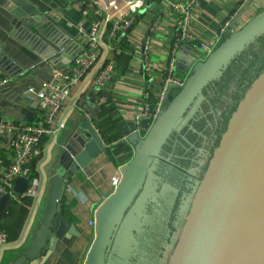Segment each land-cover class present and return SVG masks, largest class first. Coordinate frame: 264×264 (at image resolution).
Instances as JSON below:
<instances>
[{
  "label": "crops",
  "instance_id": "1",
  "mask_svg": "<svg viewBox=\"0 0 264 264\" xmlns=\"http://www.w3.org/2000/svg\"><path fill=\"white\" fill-rule=\"evenodd\" d=\"M27 1L72 33L73 39L65 31L51 25L46 28L45 37L38 36L24 26L22 18L11 12L16 10L15 5L0 3V79L12 80L11 86L0 93V118L11 122H27L25 117L29 109L34 114L33 121L37 120L38 102L27 89L50 78L53 67L71 65L70 61L76 58L82 48L78 41L77 27L85 28L87 22L82 14L83 3L78 0ZM184 1L186 0H146V5L137 14L132 30L111 42L113 47L120 49V54L116 55L108 46L102 50L99 63L102 60L112 61L114 78L107 82L102 91L97 90L93 82L97 65L73 89L70 99L57 115V133L45 137L33 156V175L40 181L38 196L14 200L8 213L0 219V228L9 235L7 246L0 251V264H9L21 250L28 248L33 242L48 210L54 168L64 137L76 127L82 115L92 120L95 129L109 146L106 152H101L89 166L75 175L67 187L62 216L75 226L77 235L59 239L49 255L43 253L40 264L85 263L96 238L98 213L113 195L111 177L118 169L123 174L122 170L131 164L136 153V144L127 139L112 143L126 134V128L130 130L133 127L132 107L146 85L141 62L142 45L147 37L151 59L159 67L166 65L175 29V12L170 5ZM243 2L244 0H196L193 31L201 40H216V33L222 24L240 9ZM263 7L264 0H257L231 30L245 24ZM231 30L223 36L224 39ZM188 44L198 53L193 44ZM55 46L60 47L61 56L57 55V58L63 56L64 62L55 63V55L47 59L46 55L51 54ZM191 74L192 69L187 73L179 69L177 71V75L186 79ZM177 91L172 87L169 95ZM91 93L97 96L95 105L99 106L95 109L90 105L95 113L94 118L83 109L85 99ZM102 98L106 99L104 104L100 103ZM198 120L197 107L187 108L160 145L149 169L137 173L136 181L140 188L123 215L117 237L115 236L112 244V254L106 264H142V259H153L157 251H161L152 249V245L158 242L156 234L162 230L160 243H163L164 236H169L175 227L182 226L193 192L204 175L203 158L208 156V151L202 150L200 155L203 157L192 160V164L186 169L172 160L173 154L168 148L176 135L179 136ZM152 125L147 119L142 122V129L138 133L141 139L146 138ZM113 137V141H110ZM5 142L6 139L0 138V166H6L10 162L9 154L4 149Z\"/></svg>",
  "mask_w": 264,
  "mask_h": 264
},
{
  "label": "water",
  "instance_id": "2",
  "mask_svg": "<svg viewBox=\"0 0 264 264\" xmlns=\"http://www.w3.org/2000/svg\"><path fill=\"white\" fill-rule=\"evenodd\" d=\"M78 1L83 3V9L87 8V0ZM256 1L244 0L231 27ZM3 2L15 5L16 10L11 12L22 18L24 26L32 33L45 37V30L51 25L65 31L73 39L72 33L27 0H2L0 3ZM88 26L89 21L84 27ZM263 35L264 7L229 33L204 60L197 58L188 43L182 45L177 53V68L185 73L192 69V74L168 100L145 139H141L137 133L127 137V141L136 144V153L128 170H122L123 179L119 188L98 213L96 238L84 264H106L112 254V244L123 215L140 188L136 181L137 173L149 169L170 129L197 97L194 106L199 109L202 92L207 85L224 73L236 55ZM59 52L60 47L55 46L46 57L50 59L55 55V63L64 62L63 56L57 58ZM70 62L72 64L74 60ZM7 80L0 86L1 94L12 84V80ZM96 100L97 96L91 93L83 106L92 118L95 113L90 107H99L95 105ZM25 118L27 122L33 121L31 109ZM108 146L92 120L82 115L76 127L64 137L54 168L48 210L34 240L9 264H40L43 253L49 255L59 239L77 235L75 226L62 216L67 187L71 179L89 166L101 152H106ZM27 188L28 179L18 177L12 194L0 190V219ZM166 264H264V67L227 122L204 175L193 192L189 211L176 235Z\"/></svg>",
  "mask_w": 264,
  "mask_h": 264
},
{
  "label": "built area",
  "instance_id": "3",
  "mask_svg": "<svg viewBox=\"0 0 264 264\" xmlns=\"http://www.w3.org/2000/svg\"><path fill=\"white\" fill-rule=\"evenodd\" d=\"M146 0H87V8L82 14L89 21L87 29L78 26V41L82 44L79 54L71 65L56 66L51 70V77L43 80L38 86H31L27 92L38 102L36 121L11 122L0 118V138L6 139L4 149L9 154L10 162L0 166V190L4 193L14 192L15 180L18 177L28 179L27 190L17 196V199L37 197L40 190V181L33 175V156L37 153V146L42 140L57 133L55 128L56 118L70 99L73 89L80 84L83 77L98 65L93 76L94 86L102 91L107 82L115 76L112 61L99 63L102 50H109L120 54L118 47H113L111 42L127 34L133 28L137 14L146 5ZM196 0L171 3L175 12V29L173 44L168 54L167 63L159 67L147 49V40L142 45L141 62L146 76V85L142 95L136 100L133 109V127L119 140H126L131 134L139 133L142 122L147 119L151 124L155 122L160 113L168 104L167 96L172 87L178 91L185 85L186 78L177 75V53L182 43L195 46L197 58L206 59L215 48L223 41L231 30L233 18L237 12L226 20L216 33L218 38L212 41L201 40L192 29L194 21V7ZM155 25V24H154ZM234 32L233 30H231ZM203 59V60H204ZM7 79H0V86ZM105 98L100 103L104 104ZM123 179L122 172L118 169L111 177L112 193L119 188ZM9 242L8 233L0 228V251L4 250Z\"/></svg>",
  "mask_w": 264,
  "mask_h": 264
},
{
  "label": "rangeland",
  "instance_id": "4",
  "mask_svg": "<svg viewBox=\"0 0 264 264\" xmlns=\"http://www.w3.org/2000/svg\"><path fill=\"white\" fill-rule=\"evenodd\" d=\"M259 45V43H254L253 53L259 51ZM251 67L252 66L250 65L244 64H240L237 68L232 67L229 73L225 75L222 74L221 79H215L207 85V87L202 92L203 99L198 106L199 120L194 122L189 127V129H184L179 136L176 135L175 138L178 136L176 140L174 138L173 142L170 143L168 151L173 154L172 160L187 169L192 164V160H196L199 158V154H201L202 150L207 149L208 154L209 152L211 153V146L216 147L223 133L222 132L218 134L219 126H221L222 124H226L227 126V122L234 111L230 110L232 109L234 103H239V101L241 100L239 96H244L246 90L248 89L247 88L244 90V80L246 83V78H251V76L255 73L254 70L251 69ZM199 68L200 66L197 68V71ZM243 70L248 71L245 75L243 74L244 76L241 78L240 73ZM176 93L177 92H173L170 98H172ZM209 95L211 96V100L209 98ZM237 98H239L238 102H236ZM197 100L198 97L194 100L193 103H191V107L195 105ZM226 105L230 108L226 109ZM226 115H228L229 117ZM212 138H214V141H216L215 143L210 144L209 142ZM206 165H208V163H206ZM179 229L180 228L178 227L175 228V230L173 229L174 232L172 231L173 233H170V240H164L165 242L161 243L162 247L160 254H156L153 259H142L140 263L158 264L159 262L163 261V255H168V252L174 244ZM162 251L163 254H161ZM158 257L161 260H159Z\"/></svg>",
  "mask_w": 264,
  "mask_h": 264
},
{
  "label": "trees",
  "instance_id": "5",
  "mask_svg": "<svg viewBox=\"0 0 264 264\" xmlns=\"http://www.w3.org/2000/svg\"><path fill=\"white\" fill-rule=\"evenodd\" d=\"M118 39V38H117ZM254 43H259L260 45V49L258 52L253 53V47H254ZM252 42L250 43L243 51H241L238 55H236L235 58H233V60L231 61V63L227 66V69L224 71V75L229 73L232 67L237 68L240 64H244V65H250L252 66L251 69L254 70V74L251 76V78L249 77L246 78V83L244 80V90L249 88L250 83L257 77V75L260 74V72L263 70L264 64H263V56H264V35L259 37L257 39L256 42ZM231 66V67H230ZM248 70H243L240 75L241 78L247 73ZM244 74V75H243ZM223 75V76H224ZM222 75L218 78L221 79ZM242 95L239 96V98L242 99ZM239 98H237L236 102L239 101ZM237 103H234L232 109L230 111H233L236 109L237 107ZM229 117V116H228ZM226 129V124L223 125L222 129L220 130V133L224 132ZM129 131V128L125 129L124 132L127 133ZM117 137V135L115 136ZM111 138L110 141H113V139L115 138Z\"/></svg>",
  "mask_w": 264,
  "mask_h": 264
},
{
  "label": "flooded vegetation",
  "instance_id": "6",
  "mask_svg": "<svg viewBox=\"0 0 264 264\" xmlns=\"http://www.w3.org/2000/svg\"><path fill=\"white\" fill-rule=\"evenodd\" d=\"M170 97H171V95H169L168 94V96H167V100H169L170 99ZM209 98H210V100H211V96L209 95ZM230 107L229 106H227L226 105V109H229ZM226 116H228V115H226ZM223 125V124H222ZM222 125L221 126H219V128H218V134L220 133V130L222 129ZM214 136V135H213ZM216 141V140H215ZM215 141H214V138H212L211 140H210V144H213V143H215ZM217 146V145H216ZM215 146H211V149H212V151H211V153L209 152V154H208V156H206V157H204L203 158V160H204V162H205V169H206V167H207V165H206V163H208L209 162V160H210V158H211V156H212V154H213V151H214V148ZM203 156H201L200 154H199V158L201 159ZM175 228H177V227H175ZM175 228H174V230H175ZM172 231H173V229H172ZM171 231V234L174 232H172ZM162 235H163V232H162V230H160V232L158 233V234H156V237H155V239H157L158 240V242L155 244V245H152V249H154L155 251L156 250H158V249H161V247H162V245H161V243H160V240H161V237H162ZM170 240V235L169 236H164V238H163V240H167V241H169ZM165 242V241H164ZM170 252V251H169ZM169 252H168V255L166 254V255H163V261H161V262H159L158 264H166L167 263V258H168V256H169ZM156 254H160V251H157V253ZM161 254H163V251H162V253ZM165 254V253H164ZM158 259L159 260H161L159 257H158ZM163 262V263H162Z\"/></svg>",
  "mask_w": 264,
  "mask_h": 264
}]
</instances>
